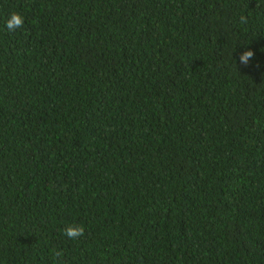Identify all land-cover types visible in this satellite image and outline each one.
Returning a JSON list of instances; mask_svg holds the SVG:
<instances>
[{"label": "trees", "instance_id": "16d2710c", "mask_svg": "<svg viewBox=\"0 0 264 264\" xmlns=\"http://www.w3.org/2000/svg\"><path fill=\"white\" fill-rule=\"evenodd\" d=\"M0 264H264V0H0Z\"/></svg>", "mask_w": 264, "mask_h": 264}, {"label": "clouds", "instance_id": "9594fccd", "mask_svg": "<svg viewBox=\"0 0 264 264\" xmlns=\"http://www.w3.org/2000/svg\"><path fill=\"white\" fill-rule=\"evenodd\" d=\"M23 23H24V17L23 16H21L18 13H12L9 16L8 20L6 21L5 27H6V30L15 31L16 29H19L20 27H22ZM252 55H253V53L251 51L244 53L240 57V62L241 63H247ZM64 234L69 239L76 240V239L84 236L85 228L82 225L71 224V225H68L64 229Z\"/></svg>", "mask_w": 264, "mask_h": 264}]
</instances>
